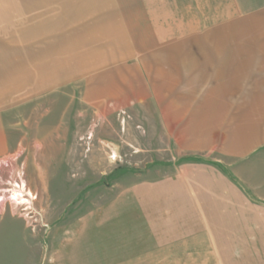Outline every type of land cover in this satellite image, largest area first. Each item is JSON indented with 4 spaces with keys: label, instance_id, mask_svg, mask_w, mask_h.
Returning a JSON list of instances; mask_svg holds the SVG:
<instances>
[{
    "label": "rangeland",
    "instance_id": "374dc122",
    "mask_svg": "<svg viewBox=\"0 0 264 264\" xmlns=\"http://www.w3.org/2000/svg\"><path fill=\"white\" fill-rule=\"evenodd\" d=\"M262 65L264 0H0V189L34 196L0 203V264L91 254L124 197L158 224L141 264H264ZM185 174L228 197L178 238L153 193Z\"/></svg>",
    "mask_w": 264,
    "mask_h": 264
},
{
    "label": "crops",
    "instance_id": "0c3cea01",
    "mask_svg": "<svg viewBox=\"0 0 264 264\" xmlns=\"http://www.w3.org/2000/svg\"><path fill=\"white\" fill-rule=\"evenodd\" d=\"M257 69H264V65L257 66ZM260 99L264 101V95ZM192 178L187 174L176 176L170 180L168 193L165 190L159 192L155 189L153 193V202L157 207L161 206V210L163 206L168 207L167 212L170 214L168 228L171 230V234L178 238L191 236L193 222L195 220L197 222L203 221L204 214H206L205 221H211V212L213 213L212 220L217 221L218 214L224 213L220 211L217 213V207H224V198L228 197L219 194L218 191L210 196L209 192L206 193L200 188H194ZM139 208L132 203L130 197H124L105 212V216L110 219V223H106L104 226H100L98 221L94 224L93 220L81 223L76 229V235L92 228L97 231H105L103 234H106V237L92 241L96 242L91 248L92 252L88 254L84 250V257L80 255L82 252H79L77 256L72 254L77 244L70 241V246L63 247L62 257L67 260L70 259L72 264H84L83 262L89 264L101 262H103L102 264H141L148 260L159 262L162 259V252L159 250L154 251V238H156L154 230L158 229V224L155 222V225H150L151 227H144L142 218L146 216L143 210L145 206L141 207L140 205ZM211 208L212 210H210ZM163 211H166V208ZM81 236H83L81 238L83 239L84 234Z\"/></svg>",
    "mask_w": 264,
    "mask_h": 264
},
{
    "label": "bare ground",
    "instance_id": "6f19581e",
    "mask_svg": "<svg viewBox=\"0 0 264 264\" xmlns=\"http://www.w3.org/2000/svg\"><path fill=\"white\" fill-rule=\"evenodd\" d=\"M19 179V181H7L6 184L9 187L0 189V203L8 199L15 206L25 205L28 209L30 208L34 196L31 191L27 188L25 181L21 177V173L19 174ZM5 194L7 195L5 196Z\"/></svg>",
    "mask_w": 264,
    "mask_h": 264
}]
</instances>
